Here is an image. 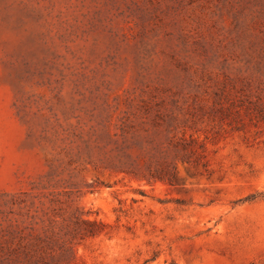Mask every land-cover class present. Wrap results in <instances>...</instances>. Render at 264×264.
Instances as JSON below:
<instances>
[{"label":"rangeland","instance_id":"obj_1","mask_svg":"<svg viewBox=\"0 0 264 264\" xmlns=\"http://www.w3.org/2000/svg\"><path fill=\"white\" fill-rule=\"evenodd\" d=\"M218 97L264 106V0H0L3 264H28L38 237L65 264H264L257 111L211 147L210 172L148 183L108 166V120Z\"/></svg>","mask_w":264,"mask_h":264},{"label":"trees","instance_id":"obj_2","mask_svg":"<svg viewBox=\"0 0 264 264\" xmlns=\"http://www.w3.org/2000/svg\"><path fill=\"white\" fill-rule=\"evenodd\" d=\"M218 98L210 105L194 103L182 115L168 113L172 106L183 108L176 101H144L138 106L139 113L132 112L114 124V132L109 130L111 122L108 120L106 129L113 143V155L108 160V166L148 183L163 181L173 184L179 164L198 171L204 167L205 171L210 172L211 147L227 132L228 127L246 133L244 115L252 123L256 116L254 111L264 121V106L251 105L245 109L233 105L228 99L224 102ZM86 223L89 227L83 232L84 236L97 234L102 226L101 222L95 220H87ZM30 245L32 249L27 254L28 264L68 262L63 257L64 251L53 255L48 250L53 249L52 243L45 242L41 237ZM0 264L3 261L0 260Z\"/></svg>","mask_w":264,"mask_h":264}]
</instances>
